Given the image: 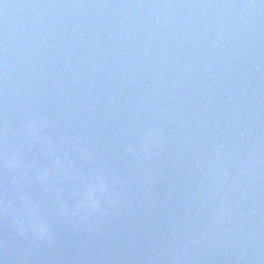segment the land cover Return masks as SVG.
Instances as JSON below:
<instances>
[{
  "label": "water",
  "instance_id": "1",
  "mask_svg": "<svg viewBox=\"0 0 264 264\" xmlns=\"http://www.w3.org/2000/svg\"><path fill=\"white\" fill-rule=\"evenodd\" d=\"M170 1L0 0L4 264H264V0Z\"/></svg>",
  "mask_w": 264,
  "mask_h": 264
},
{
  "label": "clouds",
  "instance_id": "2",
  "mask_svg": "<svg viewBox=\"0 0 264 264\" xmlns=\"http://www.w3.org/2000/svg\"><path fill=\"white\" fill-rule=\"evenodd\" d=\"M46 119H37V120H29L26 124V128L29 132L30 135L32 136H38L41 131L46 126ZM19 161L16 160L15 157L12 158V162L9 163V167H14ZM59 163V161H57ZM49 176V172L46 170L42 173H39V177L42 180L47 179ZM99 179V184H92L90 185L86 193L83 197V199L80 201L77 211H79L81 208L84 210L88 211L89 213L93 209H99L100 207V202L97 196V193H104L106 190V182L103 180V178H98ZM28 215L32 218V231L36 236L39 237H49L51 233V228L50 226L40 217L39 215V208L37 206H31L29 209ZM17 226L20 228V231H24L23 227V220H17L16 221ZM0 264H4L2 260H0Z\"/></svg>",
  "mask_w": 264,
  "mask_h": 264
}]
</instances>
